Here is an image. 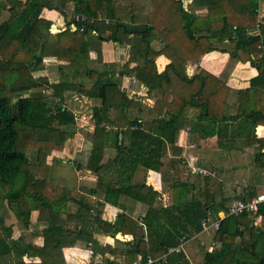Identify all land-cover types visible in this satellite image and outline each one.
I'll use <instances>...</instances> for the list:
<instances>
[{"label":"trees","instance_id":"trees-1","mask_svg":"<svg viewBox=\"0 0 264 264\" xmlns=\"http://www.w3.org/2000/svg\"><path fill=\"white\" fill-rule=\"evenodd\" d=\"M170 1L176 9L177 20L165 12V0H0V13L6 11L9 14L8 19L0 23V202L5 203L15 220L24 227L28 226L33 211L45 215L49 225L44 231V249L49 243L62 249L73 246L79 239L91 241V236L81 232L72 235L70 231H62L59 223L68 219L75 226L105 233L112 238L117 234L132 237L125 248L109 245L101 249L103 260L100 264H111L110 257L119 252L125 264H131L138 258L144 260L148 255L154 257L168 253L169 249L177 248L181 239H187L180 237L184 234L180 231L189 232V228L202 230V222L207 216L202 205L193 208L192 218L184 216L179 205L167 209L153 208L156 192L145 185L149 171H158L167 147L174 146L175 132L181 127L180 114L190 105L199 110L194 131L199 132L202 138L216 136L219 147L228 146L220 140L230 129L226 125L228 121L236 123L238 133L252 134L249 144L259 147L253 157L254 165L264 170V139H257L254 135V129L264 123V25L257 23L255 12L259 0H239L238 3L246 5L248 11L233 16L228 13L226 0H200L197 5L206 9L205 16L201 17L190 14L179 0ZM44 9L64 17L63 31L53 33L52 23L40 18ZM67 9L71 10L70 16ZM163 11L166 19L160 20ZM76 15L86 18L84 23H76L77 27H84L82 32L70 30ZM247 28L257 29L258 34L247 35ZM90 35L101 43L128 46V63L135 64L129 74L144 84L148 92L155 93L153 109L161 118L154 125L138 122V119L125 122L126 130L122 135L128 139L126 145L123 139H118L117 133L112 135L109 129L113 123L110 111L117 107L121 110L136 108L138 103L127 98L108 79L107 73L98 74L86 65V38ZM157 40L163 43V49L158 51L151 47ZM226 45L233 46L231 52L222 49ZM215 51L229 54V60L218 77L202 70L187 76L188 60L198 63L204 55ZM160 55L166 56L170 63L158 74L154 61ZM45 58L77 61L73 75L63 76L64 84L73 83L77 87L74 92L100 101L98 107L92 108V147L85 164L82 160L84 152L77 151L79 145L70 140L76 124L73 114L61 101H57L56 93L45 95L39 90L46 85L45 78L32 77L33 72L40 70ZM100 59L97 53V60ZM238 62H250L258 74L250 80L248 89L232 91L231 97L226 99V93L219 92ZM94 74L97 75L94 86L90 90L84 89L79 77L88 78ZM59 83L63 82L60 80ZM33 90L36 91L27 97L19 95ZM11 96L16 97L14 102ZM231 101L237 103V111L233 117L226 118L218 111ZM25 131L31 133V144L49 147L50 151L73 153L74 163L77 161L75 166L95 175L103 169L104 151L110 147L116 149L111 163L118 167V188H102L98 184L90 192L95 197L102 193L103 201L108 204H116L122 196L145 204L148 207L143 217L146 236L141 229L143 225L139 228L124 214L117 215L113 223L104 222L100 218L98 201L92 202L74 191L59 190L57 195H53L46 190L43 180L30 177L22 144ZM41 153L40 148L38 154ZM138 169L142 173L132 184V175ZM205 184L209 187L206 181ZM254 195L252 191L248 197ZM70 203L76 206L73 214H70L69 207L66 208ZM187 210L190 212L189 207ZM90 211L93 214L91 220ZM258 215L264 217V207L259 214L244 213L225 218L217 230H208L214 232L213 241L220 245L219 264H264V248L257 250L260 240L254 227ZM144 238H147V244ZM3 241L0 239V247L5 251L7 246ZM24 253H28V248ZM19 255L21 261L22 253ZM176 258H180V254H171L165 262L160 259L156 264H174ZM56 260L55 264H62L60 259ZM212 261L213 257L206 254L204 264H216ZM40 264L45 262L42 260Z\"/></svg>","mask_w":264,"mask_h":264},{"label":"crops","instance_id":"crops-1","mask_svg":"<svg viewBox=\"0 0 264 264\" xmlns=\"http://www.w3.org/2000/svg\"><path fill=\"white\" fill-rule=\"evenodd\" d=\"M182 7L187 10L190 14L197 17L205 16L206 9L203 6H198L197 1L200 0H179ZM203 1V0H202ZM229 5V15L234 14H246L247 6L238 3L236 0H226ZM259 9V15L257 21H260L261 25H264V0H259L256 7ZM68 12L70 9H67ZM71 11V10H70ZM1 19L6 21L9 17L8 12H1ZM232 13V14H231ZM71 12H69L70 16ZM40 18L46 19L52 23V29L54 32L63 31L65 19L59 13L55 11H50L44 9ZM68 20V19H67ZM248 32H253V35L258 34L257 29L247 28ZM88 42V53L84 57L86 65L90 69H94L96 73H107L108 79H110L119 88V90L126 95L130 100L138 103L136 108H124L119 107L114 108L110 111V119L112 120V125H110V131L112 135L119 136L118 139H123V144H128V139L125 135V122L133 121L138 119V122L145 124L154 125V122L161 118L154 111V105L156 102L155 93L148 92V88L138 82L133 74H129V71L135 66L133 63H128L130 48L125 45H118L115 43H101L96 41L94 38L87 39ZM151 47L158 51L163 49V43L161 40L152 42ZM233 46H224L226 52H231ZM97 53L100 54V61L97 60ZM229 60V54L223 52H211L204 55L198 63H194L190 60L186 64V74L187 76H193L197 74L200 70L209 74L213 77H218ZM46 61H49L48 67H45ZM170 63V60L164 56H158L155 61V68L157 73L163 72L166 65ZM78 66L77 61H58L55 58H45L43 60L42 67L40 70L33 72L32 77L42 78L48 72L54 74L58 73L59 78H63L66 75H73V67ZM59 68H63L59 70ZM49 70V71H48ZM123 72V75L121 74ZM126 72V73H125ZM256 68H254L250 62L241 63L238 62L229 77L227 78L225 84L220 89L219 93H226V99L231 97V94L226 92L230 91H243L250 87V80L257 76ZM84 89L90 90L95 84L97 75H91L90 77H79ZM64 83V81H62ZM57 84L59 82L50 81V84ZM69 85H73L70 83ZM74 89H77L75 84ZM49 88V87H48ZM48 88H41L42 92L47 94ZM36 90L28 91L33 93ZM77 93V92H74ZM51 94V93H50ZM47 94V95H50ZM87 98L89 101H97L94 106L98 107L100 101L97 99L89 98L85 95H80ZM198 108L193 106L187 107L185 111L180 114V124L181 127L174 135V146L172 148L167 147V153L161 159V166L158 171H149L145 185L147 187H152L155 193V198L153 201V208L156 209H167L174 205H179L184 216L191 217L194 215L191 213L193 208L200 204L204 207V212L210 215L213 220L216 219L217 213L222 211L225 207L232 204L235 200L248 197L250 192L253 191L254 194L263 190L264 187V170L256 168L254 165L253 157L259 151V147L255 144H249L252 140V134L244 132L239 136L235 133L236 123L234 121H228L226 125L230 128L228 132L223 133L221 137V142H225L224 145L227 147H219L216 136L210 138H202L199 132L194 131L193 126L196 122ZM237 111V103L231 101L226 107L218 111L221 115L229 118L233 117ZM92 112V109H91ZM164 114V111H163ZM94 126L92 125L89 130L93 133ZM192 131V132H191ZM254 135L257 139H264V123L258 125L254 129ZM92 140V137H91ZM87 141L84 145V155L83 160L87 161L88 154L90 153L92 143ZM230 142H232L230 144ZM180 150L181 152H179ZM264 152V149H262ZM70 156L72 159L75 155L66 154L61 151H52L51 156ZM48 156V155H47ZM47 157L46 163L55 158ZM116 156V149L110 147L104 151L103 159L101 165L104 164L103 169L99 171L98 175L93 174L91 171L84 168H77L75 166V171L77 175V180L75 185L64 184L65 188L68 190H73L79 193L92 202L98 201L100 204V218L104 222L113 223L117 215L124 214L129 219L136 222L137 226L142 229L143 235L146 236L147 230L143 223V217L147 213V206L145 204L135 202L127 197H120L116 201V204H108L103 201V194L100 193L97 197L91 193V190L97 188L98 184L102 188L107 186H112L118 188L120 181L118 179V167L113 165L111 162ZM221 162V164H219ZM45 163V165H46ZM85 164V163H83ZM75 165V163H74ZM200 170L205 172L202 175L198 172L192 170ZM139 169L132 175V184L138 181L140 178ZM36 180H42L37 175L34 176ZM48 179H50L48 177ZM240 180V183H238ZM205 181L209 184V187L205 184ZM208 198V199H207ZM139 203V204H136ZM70 208V214L76 209L73 204H67L66 208ZM187 207H189L190 212H188ZM3 214L8 216L11 215L7 206L3 205ZM91 218L93 214L90 211L88 213ZM62 220V219H61ZM60 222H63L61 221ZM183 220V218L181 219ZM34 224V225H33ZM49 223L45 219V215H39L38 211H33L30 215V221L27 227H24L20 222L11 220L9 217H0V239L4 240V244L7 246L5 251L0 247V264H26L29 262H34L35 264H40L43 260L47 262L52 260V256L46 252L42 253L40 248H43L45 240L43 239L44 231L48 227ZM61 230L70 231L79 234L81 232L87 237L91 236V241H84L79 239L73 246H65L59 249L53 246L51 243L45 248L51 253H55V257L61 260L62 264H100L103 260L100 250L110 246H117L118 248H125L127 242L132 240L130 235L117 234L114 238L110 237L105 233L94 232L89 228H84L82 226H75V223L70 221H64V223H59ZM254 227L256 230V235L260 240L258 244V251L264 248V217L258 215L254 222ZM183 236L182 238H187L186 240L181 239L180 244L177 246L178 252L163 253L160 255H155L150 258L154 260H160L164 255L167 256L171 254H180V258H176L177 261L174 264H204V257L209 254L213 257V261L216 264L220 263L219 252L220 245L213 241L214 232L213 231H193L189 228V232L180 231ZM263 234V235H262ZM144 243L147 244V238H144ZM240 242H236L239 244ZM40 246V247H38ZM28 248V253L24 252ZM261 249V250H260ZM120 250V249H119ZM21 261H20V255ZM24 254V255H23ZM80 258H85L82 262ZM165 259H162L165 262ZM111 264H125L121 252L114 257H110ZM81 261V262H80Z\"/></svg>","mask_w":264,"mask_h":264},{"label":"rangeland","instance_id":"rangeland-1","mask_svg":"<svg viewBox=\"0 0 264 264\" xmlns=\"http://www.w3.org/2000/svg\"><path fill=\"white\" fill-rule=\"evenodd\" d=\"M123 2L124 0H120ZM183 2V0H181ZM237 2L239 0H236ZM166 4L163 6L165 7V12L170 13V16L175 18V20L178 19V16H176L175 10L174 9V4L171 3L170 0H165ZM167 5V6H166ZM2 15V13H0ZM164 11L163 13L160 14L159 19L164 20L166 19L164 16ZM0 15V21H2ZM233 21V20H232ZM54 31V29H53ZM94 38L96 41L97 37L94 35L88 36L87 39ZM49 61H46L45 67H48ZM49 71V70H48ZM38 75H36V78ZM42 78L46 79V85H44L42 88H48L47 91H49L47 94L50 93H56L57 95V101H61L62 104H64L71 112H73L77 117L76 119V124L75 127L73 128V132L71 134L70 140H73V144L79 145L77 147V151L81 150L83 153L84 151V145L86 144L87 141L91 140L92 133L89 132L93 125V121L91 119V109L94 106V104L97 103V101H89L87 98L80 96L78 93H74V86L73 85H67L64 83H57V84H50V81H57L60 82L63 81V78H59L58 73L55 72L54 74H51V72H48L46 75L42 76ZM1 80V78H0ZM230 94V90H227ZM45 93V95H47ZM20 96L22 97H27L30 95V92L28 91H23L19 93ZM16 99L15 96H11V101L14 102ZM247 129V128H246ZM235 133H238V131L235 129ZM75 134L77 136L75 137ZM239 136H241V132L238 133ZM31 133L29 131H25L23 134L22 138V144H23V149L25 151L27 161H28V172L30 174V177L37 175L40 177L45 184V188L47 187L46 190L51 191L53 195H57L59 193V190H65V191H73V190H68V188L64 187V184H72L75 185L76 180H77V175L75 171V165H74V159L70 156H60V157H53L51 156L52 151H50L49 147L42 148L43 145H38V144H31L30 141ZM71 147V143L69 145ZM42 149V153L38 154V149ZM75 150V151H76ZM47 151H49L47 153ZM81 153V154H82ZM47 154L48 156H45ZM72 155H74L72 153ZM51 156V158H55L52 160L50 164V160L48 163H46L47 157ZM83 160V159H82ZM77 162V161H76ZM75 162V164H76ZM46 163V165H45ZM83 163H86V160H83ZM221 164V162H219ZM48 177L50 179H48ZM35 182V181H33ZM238 183H240V180H238ZM32 185V184H31ZM34 185V184H33ZM139 204V203H136ZM3 205H5L4 202H0V217H9L11 220H14L13 215H4L3 214ZM6 206V205H5ZM40 214V212H39ZM34 225V224H33ZM46 236L43 235V239ZM40 247V246H38ZM42 252H46L50 254L53 258L52 260H48L45 262V264H55L56 263V257L55 253H51L49 250H46L44 248H40ZM81 261L83 262L85 258H80ZM80 261V262H81Z\"/></svg>","mask_w":264,"mask_h":264},{"label":"built area","instance_id":"built-area-1","mask_svg":"<svg viewBox=\"0 0 264 264\" xmlns=\"http://www.w3.org/2000/svg\"><path fill=\"white\" fill-rule=\"evenodd\" d=\"M258 15L259 13V9L255 11ZM74 20V24L71 25L70 30L71 31H78V32H82L84 27H77L76 23H84L86 21L85 16H80V15H76L73 17ZM258 24H260V21H257ZM247 35H253V32H247ZM74 116V119L76 121V115L71 112ZM194 172H198L202 175H205V172H202L198 169L196 170H192ZM264 207V187L263 190L256 193L253 197L249 198V197H242L239 200L235 201L233 203V205L231 207H229L226 210H222L220 212L217 213V217L215 220H212L210 218V215L208 214L205 218V220L202 222V231H208L209 229H213V230H217L219 227L220 222L225 219L228 218L230 216H238L244 213H252V214H259V210ZM144 229V227H142ZM169 252H178V249H171L169 250ZM165 256H163V258L161 259H165ZM158 261L160 260H154L150 257H147L146 259L142 260L141 258H138L136 260H134L131 264H156L158 263Z\"/></svg>","mask_w":264,"mask_h":264}]
</instances>
